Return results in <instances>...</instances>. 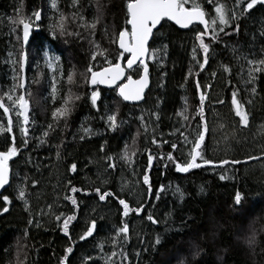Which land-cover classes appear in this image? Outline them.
I'll return each mask as SVG.
<instances>
[{
    "label": "trees",
    "instance_id": "1",
    "mask_svg": "<svg viewBox=\"0 0 264 264\" xmlns=\"http://www.w3.org/2000/svg\"><path fill=\"white\" fill-rule=\"evenodd\" d=\"M199 2L211 17L215 4L232 8L235 0ZM101 3L103 12L92 35V29L79 27L78 21L73 23L71 14L80 11L86 21H93L97 15L95 0H79L77 7H72V0H56V9L52 0H0V96L21 82V52L26 55L23 91L30 94L26 96L29 123L23 125V118L13 111L12 132H0V151L12 146L13 137L19 149L8 162L9 184L0 193L10 200L5 204L0 198V264H59L71 243L62 231L63 219L70 215L77 218L69 225L75 244L71 245L68 264H106L113 251L118 255L112 257L111 264H264V72L254 73V82H247L253 67L248 60L264 56V5L231 21L225 28L230 35L219 33L217 42L205 37L211 50L204 70L192 59L193 47L198 49L195 36L203 29L195 25L181 31L170 22H162L148 46L150 88L144 102L129 106L115 90L100 89L93 107L91 94L96 87L89 85V66L99 71L109 66L106 59L113 64L127 59L125 55L118 58V42L113 43L120 30H129L126 0ZM186 7H191V0ZM35 11L41 12L40 20L32 16ZM60 13L69 17L67 31L79 35L62 36L58 31L53 35L51 25ZM24 17L33 20L26 47L22 26L12 23ZM237 23L239 32L234 31ZM162 45H167L166 50L153 58V50ZM101 51L105 54L93 60L92 53ZM197 56L203 63L199 49ZM224 67L230 71L225 72ZM140 72L132 70L128 75L137 79ZM69 73L74 74L71 94L80 99L74 101L67 120L57 124L51 114L69 95ZM197 81L207 96L205 121L198 114ZM20 91L17 87L16 94ZM233 91L249 116L247 127L240 125L235 115ZM221 100L223 104L218 102ZM112 114L117 117L115 130L107 121ZM7 122L8 117L0 110V125L6 128ZM205 122L208 131L200 149L203 159L197 160L201 167L177 172L175 164L190 159L194 146L190 142L204 130ZM22 127L28 128L27 137ZM84 128L90 133L85 134ZM44 131L49 132L47 137ZM173 143L177 149L171 147ZM126 145L128 161L121 158ZM149 153L154 157L150 169ZM169 154L173 161L167 159ZM106 156L114 158V169L107 168ZM251 156L260 159L249 160ZM203 160L213 163L204 165ZM224 160L229 163L221 165ZM73 163L77 165L75 173L69 171ZM145 172L150 177L151 194L143 183ZM33 181L38 183L33 186ZM18 186L26 188L28 210L17 199ZM161 186L163 191L157 198ZM70 187L81 191L73 193ZM96 188L113 195L100 201ZM237 191L243 196L239 205L234 203ZM65 196L74 197L78 208ZM120 199L132 209L142 204L143 211H131L124 217ZM4 207L9 209L6 213ZM61 214L57 221L55 217ZM149 214L159 223L150 222ZM92 220L96 221L93 235L81 241L80 235ZM122 221L128 223L129 237L124 240L121 234L114 246L113 237ZM157 236L161 240L158 245ZM253 237L254 242L249 243Z\"/></svg>",
    "mask_w": 264,
    "mask_h": 264
},
{
    "label": "snow or ice",
    "instance_id": "2",
    "mask_svg": "<svg viewBox=\"0 0 264 264\" xmlns=\"http://www.w3.org/2000/svg\"><path fill=\"white\" fill-rule=\"evenodd\" d=\"M190 0H126V25H130L131 29L130 31L127 28H124L118 32V40H114L113 43L118 42V48H119V57L118 58H124V53H128L127 57V64L126 68L128 70L137 71L139 70V67H143V74L140 75L139 79H133L131 75H127V83L119 85V96L123 98L125 101H138L143 98L144 89L148 86V66L145 62V57L147 56L149 52V40L150 38L155 37L154 29L157 28L158 25L161 24V21L165 18L169 21H174L177 25H179L181 28H188L190 25L194 23H198L200 25H203V30L197 32L195 36L196 42H198V49L200 52L203 53V63H199L198 56H197V47L194 46L192 49V59L197 60L199 68L201 70L205 69V66L208 64L209 61V52L211 50V44L205 42V37L208 36L209 39L212 42L218 41V34L224 33L226 35H230V33L225 32V28L230 25L231 21L238 20L242 15L244 14H250L251 10H253L257 5H264V0H235V3L232 8H228L225 4H215L214 5V16L209 17V14L205 10V8L202 6V4L199 2V0H191V7H186L188 5ZM209 4H213L214 0H208ZM79 4V0H72V7H77ZM52 8L56 9L57 4L56 0H52ZM95 6H96V12L97 15L94 17L93 21L88 22L85 20V17L83 16L82 12L76 11L71 14L72 16V22L76 23L79 22V27H86L93 30L92 35L95 34V29L97 27V24L100 22V18L102 12H103V5L101 3V0H95ZM236 9H239L237 11ZM32 16L35 17V20L41 19V12L35 11L32 13ZM68 20L69 17L66 16L63 13H60L58 19L54 21V23L51 25V29L53 32V35L56 34L58 31L60 35H79V33H71L67 31L68 27ZM12 23L19 24L22 26L23 29V40L25 43H27L29 39L30 30L33 25V20L31 17H24L17 20H13ZM240 25L237 23L235 25L234 31L239 32ZM105 34L107 35V32L105 31ZM264 35V33H262ZM94 47L99 48V45H94ZM167 45H162L160 49L153 50V58L156 57V53L166 50ZM262 53H264V49H262ZM104 52H93L92 53V59L95 60L97 55H104ZM11 55V54H10ZM26 62V55L21 52L19 57V65H20V72L22 73L24 71V65ZM106 62L109 64V67L103 68L102 71L96 72L93 71V68L89 66L87 69V72L91 74L90 76V83L92 85H96L97 83H105V84H115L118 80H120L122 77H125L126 71L125 67H122V65L117 63H112V61L107 60ZM249 65H252L253 67L249 68V80L248 83H253L256 79L254 73L264 72V56L258 60H248ZM134 66H137L134 68ZM48 67L51 68V62H48ZM225 72H229L230 69L228 67H224ZM216 73H213V76H215ZM20 83L18 85H14L13 88L10 90V92H5L3 96H0V110H2L3 115L8 117L7 127L5 128L3 125H0V132H12L13 130V121L11 119V113L13 111H16L17 117H22V123L23 125H27L29 123V116L28 113L30 111V103L29 100L26 98L27 95L23 90L26 87V84L24 82V78H20ZM67 83L69 85V95L65 96L63 99V103L59 108H56L52 111V118L53 120L58 124L61 120L66 121L67 118L70 116V114L73 111L74 108V101L79 100V96H73L71 94V85L74 84V74L69 73L67 76ZM17 87L21 90L19 94H16ZM201 85L199 81H197L196 88L197 91L200 92L199 95V109L198 114L200 115V118L202 121H205L204 116V105L205 100L207 99L206 94L201 90ZM209 88L211 85L208 86ZM56 81L55 78H53V84H52V98L55 100L56 98ZM252 92L255 93L256 89L252 88ZM99 98V93L96 91H93L91 94V103L92 106L95 107L97 105V100ZM5 100H7L8 103H5ZM219 103L223 104L224 101H218ZM231 104L233 106V109L235 111V115L239 117V123L240 125L247 127L249 123V116L247 112L245 111L244 106L241 104V102L237 99V92L233 91L232 93V100ZM182 115V114H181ZM158 118V117H157ZM184 119L187 120L188 117L184 116ZM117 117L115 114L109 115L107 117V121L110 124V127L115 130L117 127L116 124ZM49 129H53L52 124L48 125ZM54 130V129H53ZM146 130V129H145ZM85 134L90 133V129L84 128L83 129ZM208 131L207 124L205 122L204 130L197 132V139L194 141H191L194 146L192 147L189 156L190 159L184 163H176L175 168L177 172L186 173L190 169L200 168L201 164L197 163L198 158L203 159L201 155V145L205 140V133ZM22 134L27 137L28 135V128L22 127L21 128ZM49 135L48 131L43 132V136L47 137ZM181 136L184 134L181 132ZM84 137L81 136V139ZM185 141H187V137H184ZM44 141H41L43 143ZM135 142V140H134ZM154 144L156 143V140L153 139L152 141ZM24 146L27 147L28 140L25 139L23 141ZM173 149H177V144L173 143L171 145ZM128 146H125V151L123 156L121 157L125 161L129 160ZM19 149L15 146V137H13V144L12 146L8 147L7 151H0V189L4 188L5 185L9 184V160L13 157L18 155ZM101 152L104 151V147L101 146L100 149ZM135 155V153H133ZM57 157H60V152L57 151ZM103 159L107 162V168H115V162L114 158L111 156L103 157ZM154 157L149 153L148 155V166L149 169L152 166ZM163 159V157H162ZM167 159L169 161H173L174 157L169 154ZM249 160H255L260 159L259 157L251 156L248 158ZM212 161L209 160H203L204 165H210L212 164ZM229 161L224 160L221 161V165L228 164ZM233 163H240V161H233ZM70 172L75 173L77 171V165L73 163L70 168ZM222 180L225 179V177L222 175L220 177ZM33 186L36 185V181H33ZM143 183L144 185H147V191L149 194L152 193L153 189L150 183V177L145 172L143 175ZM71 185V181L69 180V186ZM70 191L73 193L81 191V189H78L76 187H70ZM97 195L99 196L100 201H105L106 197L113 195L110 192H103L101 193L100 188L95 189ZM163 191V186H161V189L156 192L157 198H159L160 192ZM203 191V189H201ZM18 195L17 199L21 200L25 204V209L28 210V201L26 198V188L23 186H18L17 189ZM0 198L3 199L5 204L10 203L8 196H0ZM67 200H71V203L78 208V202L74 197L65 196L64 197ZM243 199V196L240 191H237L234 196V203L239 205L241 204ZM119 204L123 206V216L127 217L129 215V212L135 211L137 214H140L143 211V205L141 204L140 207L136 209H132L130 205L124 200L120 199ZM49 208H51V205H49ZM9 209L7 207H4L2 209L3 212H7ZM63 214L57 215L55 219L57 221H60ZM77 217L75 215L67 216L63 219V225H62V231L63 234L69 238L70 246L65 249V255L60 259L59 264H68L69 256L73 252V246L72 244H75V241H72L70 231H69V225L70 223L75 220ZM147 219L152 222L153 224L159 223L156 219L153 218L151 214L148 215ZM33 221L29 220V223L31 224ZM123 226L117 228L115 237H113V245L116 244V238L120 237L121 234H123V239L127 240L129 237V226L128 223L125 221H122ZM96 228V221L92 220L90 222V226L87 227L86 231L83 232L82 235H80L79 239L81 241L87 239L88 237H91L93 235V232ZM254 237L250 239L249 243L254 242ZM161 240L160 237L157 236L155 240V244H160ZM118 254L113 251L111 253V256L108 257V260L106 261V264H111L112 257L117 256ZM120 255L127 259V256L123 254V252L120 253ZM91 259V258H89Z\"/></svg>",
    "mask_w": 264,
    "mask_h": 264
},
{
    "label": "water",
    "instance_id": "3",
    "mask_svg": "<svg viewBox=\"0 0 264 264\" xmlns=\"http://www.w3.org/2000/svg\"><path fill=\"white\" fill-rule=\"evenodd\" d=\"M164 21H167V22H170V23L174 24V25H175L179 30H181V31H187V30H189L192 26H195V25H198V26H200V27L203 29V25H200V24H198V23H194V24L190 25L188 28H181V27H180L179 25H177L174 21H169V20H167V19L165 18L164 20L161 21V23L164 22ZM160 25H161V24H160ZM160 25H158L157 28L153 30L154 33L158 30V28L160 27ZM128 27H129V31H130L131 26L128 25ZM151 39H152V38H150L149 43H150ZM26 44H27V43L24 42V47H26ZM148 46H149V44H148ZM124 55H126V56L128 57L129 54H128V53H124ZM148 57H149V52H148L147 56L145 57V62H146V64H147V66H148ZM118 62L122 65V67H125V71H126V75H125V77H122L120 80H118L115 84H112V85L105 84V83H97L96 85H100V87L103 88V89H109V90L116 89L117 96L122 100V102H124L125 104H127V105H129V106L142 104V103L144 102V97H145V95H146V92H147V90L150 88L149 68H148V86L144 89L143 98H142L141 100H138V101H125V100H123L122 97L119 96V87H118V86L121 85V84H125V83H127V73H128L129 71H131V70H128V69L126 68L127 60H126L125 62H123L122 60H119ZM108 67H109V66H108ZM136 67H137V66H134V68H136ZM105 68H106V67H105ZM141 69H142V71H141L140 75L143 74V67H142V66H141ZM25 71H26V62H25V65H24V71L21 73V77L24 78V82L26 83V79H25ZM99 71H102V69L99 70ZM99 71H97V72H99ZM90 76H91V75H90ZM139 78H140V76H139L137 79H139ZM89 85H90V86H95V85H92V84L90 83V77H89ZM5 187H6V185L4 186V188H5ZM2 190H3V188L0 189V193H1ZM4 213H6V212H4Z\"/></svg>",
    "mask_w": 264,
    "mask_h": 264
},
{
    "label": "rangeland",
    "instance_id": "4",
    "mask_svg": "<svg viewBox=\"0 0 264 264\" xmlns=\"http://www.w3.org/2000/svg\"><path fill=\"white\" fill-rule=\"evenodd\" d=\"M148 61H150V59H148ZM140 67H141V66H140ZM140 67H139V69H140ZM96 72H97V71H96ZM95 90H96V92L99 93V90H98L97 88H96ZM119 99H120V98H119ZM120 100H121V99H120ZM121 101H122V100H121ZM123 103H124V102H123ZM124 104H125V103H124ZM20 118H22V117H20ZM236 205H237V204H236ZM243 239H244V238H241L240 240L243 241Z\"/></svg>",
    "mask_w": 264,
    "mask_h": 264
},
{
    "label": "flooded vegetation",
    "instance_id": "5",
    "mask_svg": "<svg viewBox=\"0 0 264 264\" xmlns=\"http://www.w3.org/2000/svg\"><path fill=\"white\" fill-rule=\"evenodd\" d=\"M120 60H122V59H120ZM122 61H123V60H122ZM123 62H124V61H123ZM95 87H96L98 90L102 89L100 86H97V85H96ZM114 90L116 91V89H113L112 91H114Z\"/></svg>",
    "mask_w": 264,
    "mask_h": 264
}]
</instances>
